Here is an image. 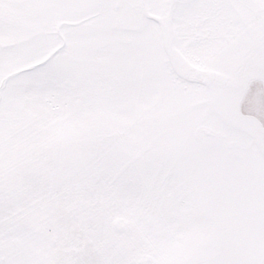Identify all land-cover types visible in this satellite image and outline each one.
Here are the masks:
<instances>
[{
  "label": "snow or ice",
  "instance_id": "obj_1",
  "mask_svg": "<svg viewBox=\"0 0 264 264\" xmlns=\"http://www.w3.org/2000/svg\"><path fill=\"white\" fill-rule=\"evenodd\" d=\"M0 264H264V0H0Z\"/></svg>",
  "mask_w": 264,
  "mask_h": 264
}]
</instances>
